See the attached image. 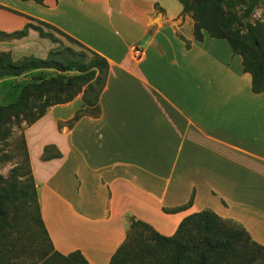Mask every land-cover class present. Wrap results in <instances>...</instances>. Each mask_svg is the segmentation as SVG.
<instances>
[{
	"label": "crops",
	"instance_id": "obj_1",
	"mask_svg": "<svg viewBox=\"0 0 264 264\" xmlns=\"http://www.w3.org/2000/svg\"><path fill=\"white\" fill-rule=\"evenodd\" d=\"M0 5L56 26L109 63L99 116L69 125L79 95L51 106L24 132L54 250L108 264L125 238L126 216L172 235L185 216L204 208L238 221L264 244V91L252 92L239 55L214 49L222 39L197 42L192 18L171 0ZM3 13L0 30L27 22ZM12 41L24 47L19 57H45L55 46L32 29ZM0 43L10 50V41ZM46 145L60 156L43 159ZM191 197L185 208L164 211Z\"/></svg>",
	"mask_w": 264,
	"mask_h": 264
},
{
	"label": "trees",
	"instance_id": "obj_2",
	"mask_svg": "<svg viewBox=\"0 0 264 264\" xmlns=\"http://www.w3.org/2000/svg\"><path fill=\"white\" fill-rule=\"evenodd\" d=\"M22 1L44 4V0ZM177 1L182 6L181 13L193 20L194 39L197 42L205 37L225 40L232 52L241 57L242 71L251 75L252 92H263L264 22L249 19L263 0ZM0 8L27 19L20 29L0 30V40L26 37L32 29L55 44L45 57L25 55L15 60L9 51H0V80L14 82L13 100L0 104V142L8 138L14 122L31 125L51 106L69 102L78 95L81 107L69 125L84 115L99 116V97L109 72L107 59L46 21L3 5ZM53 147H44L43 159L60 156L59 151H52ZM25 157V170L23 166H15L8 175L0 174V264H9L11 259L10 248L14 245L8 238L16 229L12 213L17 214L19 209L29 210L33 222L41 227L52 250V259L62 260L64 264H89L78 250L62 254L53 249L41 219L29 156ZM192 199L164 211L183 209ZM126 221L125 238L108 264H264V244L255 241L238 221L221 217L209 208L185 216L172 235L161 234L132 215L126 216ZM2 255L9 258L3 261Z\"/></svg>",
	"mask_w": 264,
	"mask_h": 264
},
{
	"label": "rangeland",
	"instance_id": "obj_3",
	"mask_svg": "<svg viewBox=\"0 0 264 264\" xmlns=\"http://www.w3.org/2000/svg\"><path fill=\"white\" fill-rule=\"evenodd\" d=\"M171 2L176 4V6H181L177 0H171ZM235 8L238 13H241V10L238 7ZM3 12L4 9L0 8V29L3 26L4 21ZM249 19L252 22H264V0L259 2ZM113 31L115 32L116 30L114 29ZM8 41L11 42L9 43L10 50L8 51L11 53L13 59H20L22 56L19 57V55L25 52H22L24 47H22L21 43H18V41ZM216 42H218L219 47L214 49H216L221 56L226 57V48H230L228 43L225 40H216ZM5 44L6 43H0V51H5L3 49ZM74 47L78 48L76 46ZM12 51L14 54H12ZM13 84V81L0 80V104L8 103L13 100L14 92H12L11 87ZM27 126L28 125L25 121H20L19 123L14 122L11 126V133L8 138L5 141L0 142L1 175H8L10 169L15 166H23L22 170H25V156H28V153L24 132ZM12 216L16 229L12 231V234L8 238L10 244L14 245L10 248L11 259L9 264H64L62 260L52 259L53 254L48 241L43 234L41 227L36 222H33L29 210L19 209L17 214L12 213ZM1 257L3 258V261H6V259L9 258V255L8 258L3 255Z\"/></svg>",
	"mask_w": 264,
	"mask_h": 264
},
{
	"label": "built area",
	"instance_id": "obj_4",
	"mask_svg": "<svg viewBox=\"0 0 264 264\" xmlns=\"http://www.w3.org/2000/svg\"><path fill=\"white\" fill-rule=\"evenodd\" d=\"M132 51H133V54H134L135 57H140L141 54H142L141 49L138 48V47H134V48L132 49Z\"/></svg>",
	"mask_w": 264,
	"mask_h": 264
}]
</instances>
